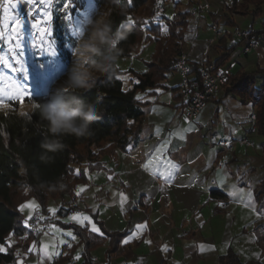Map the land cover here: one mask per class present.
Segmentation results:
<instances>
[{"label": "crops", "instance_id": "obj_1", "mask_svg": "<svg viewBox=\"0 0 264 264\" xmlns=\"http://www.w3.org/2000/svg\"><path fill=\"white\" fill-rule=\"evenodd\" d=\"M200 1H207L211 10L189 19L182 42L183 53L198 68L205 61L215 64L225 55L235 32L244 29L258 32L264 28V4L257 15L252 12L255 6L250 4V14L244 15L230 13L228 8L235 1L245 5L246 0ZM177 2L191 10L194 7L191 0H176L175 4ZM174 14L175 6L172 15L167 16L172 18ZM230 22L234 26L229 25ZM154 23H160L162 28L165 26L157 19ZM212 25L221 32L214 44H210L215 37L210 29ZM145 46L135 56L143 58L140 65L132 66L135 58H130L131 64L126 70L132 68L140 73L147 70L146 62L152 59L155 44ZM259 69H264V53L256 49L239 60L233 75ZM180 81V76L174 75L166 81L167 91L158 89L154 94L139 95L148 102L139 141L126 152L117 150L115 154L102 156L104 170L88 174L87 181L74 191L75 203L83 213L59 220L87 228L88 233L94 232L86 221L81 226L84 216L90 217L102 233L100 222L109 232L128 228L129 234L114 255L133 264H224L221 259L229 252L236 254L243 264H264V250L258 245L256 234V229L264 230V215L261 214L264 213V194L258 195L264 183V137L253 125L256 107L235 94H228L225 89L207 103L195 120L189 121L180 112ZM263 85L264 72H261L256 75V88L261 89ZM246 137L252 146L236 147L229 155H224L218 145L221 138ZM165 142L167 148L162 159L179 164L178 172L170 166L165 169L161 160L148 164L158 155L156 149ZM157 169L163 170L164 175L171 174V181L166 183L154 175ZM214 190L223 193L224 200L232 203L225 208L217 206L216 200L222 198L213 196ZM121 194L127 197L123 205ZM33 200L39 204L35 199L26 203ZM71 200L69 196L64 200L52 198L48 201V209L59 211ZM33 211L25 209L26 220ZM56 213L49 212V216L54 217ZM73 216L77 219L72 220ZM140 225L146 227L141 229ZM68 232L76 239L67 236ZM43 238L59 239V246L48 261H43L40 254H32L30 245L27 251H21L18 264H53L60 255L77 254L84 262V245L72 229L52 224ZM126 239L130 241L128 244H124ZM41 245L42 240L40 252ZM108 248L109 240L92 250L91 256L104 258L108 256Z\"/></svg>", "mask_w": 264, "mask_h": 264}, {"label": "trees", "instance_id": "obj_2", "mask_svg": "<svg viewBox=\"0 0 264 264\" xmlns=\"http://www.w3.org/2000/svg\"><path fill=\"white\" fill-rule=\"evenodd\" d=\"M62 1L61 8L66 0ZM155 1L134 0V4L129 5L127 0H120V3H116L115 0H95L98 6L106 4L107 9L104 13H108L114 30L119 29L120 23L125 24L120 30L126 31L128 35L127 39L120 41L116 46L120 51L118 61L135 58L144 44H155V48L152 59L146 62V71L140 73L132 68L121 71L117 61L115 71L110 77L100 76L92 89L75 93L84 101L93 103L102 96L98 104L100 119L93 123L94 134L91 137H61L65 145L64 150L55 154H45L40 145L53 137L47 123L40 118L38 107L34 105L44 103L50 98L47 95L26 98V102H34L27 112L20 111L21 101L19 103L11 101L9 109H0V244L6 247L4 252H0V264H18V248L27 251L32 243L33 236L28 225L26 227L24 223L26 217L19 211V206L31 199H35L41 205L48 215V222L72 229L80 237L84 245L83 264H90L91 251L103 246L108 240L107 254L113 255L119 249L123 238L129 234L128 228L124 231L109 232L100 222L104 233V236H100L88 233L87 228L73 223H63L59 219L78 211L74 191L79 184L87 181L88 174L104 170L102 156L115 154L117 150L126 152L129 146L139 141L148 102L137 97L140 94H154L158 89L167 91L169 88L166 81L174 72L179 58L185 55L182 42L188 21L192 17V10L190 7H182L181 2H177L172 18L163 15L159 19L156 18ZM165 1L162 0L164 4ZM71 2L67 12H62L61 9L55 12L54 34L58 38L69 36L72 40L65 15L68 12L77 15L85 8V0ZM192 2L191 0L190 3ZM250 4L255 6V11L252 12L257 15L262 12L260 6L264 4V0H246L245 5L235 1L228 11L247 15L250 14L248 11ZM129 16L133 18L135 25L126 23ZM156 19L168 28L167 34L162 33L160 23H154ZM144 21L148 23L145 24ZM229 25L234 26V23L230 22ZM236 48L237 46L231 44L226 54L215 65L221 66L229 61ZM101 51L104 54L108 50ZM94 59L100 60V57ZM189 64L194 73L199 72L196 64L190 62ZM261 72H264V69L251 73L238 72L231 77L226 92L254 104L257 132L264 137V85L261 89L256 88V75ZM125 75H132L131 86L127 89L123 85ZM53 185L56 186L55 190H52ZM259 193L264 194V183L258 195ZM212 194L216 198L225 199V195L217 190L212 191ZM66 196L72 197L71 202L66 207L61 206L56 216L50 217L48 201L52 198L64 200ZM256 234L258 245L264 250V230L256 229ZM11 237L18 240L16 244L8 243ZM70 256L60 255L53 264H61ZM221 261L224 264H243L232 252L222 257Z\"/></svg>", "mask_w": 264, "mask_h": 264}, {"label": "clouds", "instance_id": "obj_3", "mask_svg": "<svg viewBox=\"0 0 264 264\" xmlns=\"http://www.w3.org/2000/svg\"><path fill=\"white\" fill-rule=\"evenodd\" d=\"M115 2L120 3V0ZM127 35L126 31L113 29L108 13L92 21L87 38L81 40L76 49V65L67 86L46 102L37 104L40 118L47 123L53 137L40 145L43 153L55 154L63 151L65 145L61 137L82 138L94 134L92 125L100 119L98 104L102 96L93 103L84 101L75 93L92 89L100 76L112 75L120 55L116 45L127 39ZM102 49L108 51L102 54ZM94 57H100V60ZM55 188L53 185L52 190Z\"/></svg>", "mask_w": 264, "mask_h": 264}, {"label": "built area", "instance_id": "obj_4", "mask_svg": "<svg viewBox=\"0 0 264 264\" xmlns=\"http://www.w3.org/2000/svg\"><path fill=\"white\" fill-rule=\"evenodd\" d=\"M194 7L192 8L193 19L197 18L202 11L210 12L211 7L207 1L192 0ZM165 4L162 0L155 1L156 17L162 18L165 11ZM215 37L210 41V44H214L217 39L221 37V32L216 25H212L210 28ZM232 45L237 46L232 58L227 61L226 64L216 66L210 61H205L200 65L198 74H195L193 68L190 67L188 58L186 55H182L172 74L180 76L181 81L179 86V92L182 100V108L180 112L184 117L189 120H195L198 115L203 111L207 103L220 92L224 91L233 77L234 70L238 66L239 60L249 54L253 50L260 49L264 53V31L255 33L253 30L237 31L232 34L230 38ZM253 125H255V117L252 116ZM224 155H229L236 147L252 146V142L246 137L244 139H222L218 142ZM231 200L217 199L216 204L219 207L225 208L228 204H231ZM77 214H82L83 211L78 210ZM31 219L28 220V228L33 236L31 243V252L39 256L40 254V240L41 237L48 232L52 225L48 222V215L43 211L40 204L34 208ZM33 244L36 245L33 248ZM76 255H71L69 259L61 264H83L81 256L79 260L75 259ZM60 264V263H58ZM90 264H133L125 258H120L116 255L106 256L99 258L97 256H91Z\"/></svg>", "mask_w": 264, "mask_h": 264}, {"label": "snow or ice", "instance_id": "obj_5", "mask_svg": "<svg viewBox=\"0 0 264 264\" xmlns=\"http://www.w3.org/2000/svg\"><path fill=\"white\" fill-rule=\"evenodd\" d=\"M129 5L134 4V0H127ZM39 3L41 5H44L45 9H49L46 11H43L40 13V19H30L28 22L31 24V28L36 30V32L40 33L42 36H50L51 31V21H52V12L50 11L52 7V0H0V40L5 41L9 47H8V53L11 56V60L8 58L7 55L0 56V67H3L7 73L11 74H17L22 73L24 81L29 80V71L28 68L25 67V64L23 62V56H24V36L26 34L25 32V21L20 16L18 11H15L18 7V5H28V17H33V13L35 11V5ZM71 0H66V2L63 5V8L61 9L62 12H67L71 5ZM88 5L91 9L90 14L88 16L83 17V19L79 23H75L72 25V49L71 54L72 56L76 55V49H77V43L80 39H83L88 31V25L89 22L92 21L96 15H98V9L96 4L93 2V0H88ZM65 19L72 21V17L70 15H65ZM126 23L129 25H135V21L131 16L127 17ZM145 24H147V21H144ZM11 25V27H9ZM125 27L124 23L119 24V29H123ZM164 31H167L165 28ZM13 41L15 43H13ZM41 44H44V40H41ZM32 46L36 47L35 40L32 41ZM117 46V45H116ZM42 54L48 56V57H55L56 56V50L55 48H51L49 51L45 52L43 49H41ZM28 84H21L18 81L14 79V75H6L4 72H0V109L9 108V103L11 101H15L19 103L22 100H25L26 98L31 97V93L29 91V88L27 86ZM137 99H140V97H137ZM30 102V101H29ZM34 107H38V105H34ZM25 116L28 119H31L30 116ZM167 148V142H165L164 145H161L158 149H156V152L158 155L154 156L152 160L148 161V164H151L153 160H161L164 165L165 169H167L169 166L175 171H179V164L173 163L172 161H163V155L164 151ZM148 164L145 165V168L148 167ZM154 175L158 176L159 178H163L165 182H170L173 178L171 174L164 175V171L157 169V171L154 173ZM219 175V173H218ZM80 191H83L81 189ZM79 194V193H77ZM249 196L251 197V193H249ZM127 200V197L121 194V205ZM36 202L30 201L28 203L21 204L19 206V211L24 212L25 209H34L36 208ZM264 207V206H262ZM49 212L55 214L57 209L55 208H49ZM264 215V213H261ZM32 217L29 215L28 220H30ZM72 220H76L77 216L71 217ZM28 220H25V226L28 225ZM84 221L87 222L88 225H91V231L94 233H97L99 235H103L101 230L92 222V219L88 216H84L82 220L80 221L81 226H84ZM146 225H140L139 228H144ZM58 231V229H57ZM67 236L72 237L73 240L76 239V237L72 234V232L66 233ZM9 241L11 242V238H9ZM129 240H124V244H128ZM146 243H151L150 241H146ZM71 247V245H68ZM33 248L36 247L35 244L32 246ZM201 249H203V245H201ZM6 250V247L0 244V252H4ZM31 250V249H30ZM166 250V248L164 249ZM79 254L76 255L75 259L79 260Z\"/></svg>", "mask_w": 264, "mask_h": 264}, {"label": "rangeland", "instance_id": "obj_6", "mask_svg": "<svg viewBox=\"0 0 264 264\" xmlns=\"http://www.w3.org/2000/svg\"><path fill=\"white\" fill-rule=\"evenodd\" d=\"M175 1L176 0L165 1V7H164L165 15L168 16L172 15V13L174 12ZM62 2H63L62 0H52V7L50 9V11L52 12L50 36H42L40 33L36 32V30L32 29L31 24L28 22L30 19L33 20L40 19V13L49 10V9H45L44 5L37 3L34 6L35 11L33 13V17H28L27 15L29 9L28 5H23V4L18 5L17 9L15 10L19 12L20 16L25 21L26 34L24 36V56L22 59L25 64V67L28 68L29 80L24 81L22 73H17V74L7 73V71L3 67H0V72H4L6 75H14V79L21 84L27 83L28 84L27 86L31 93L30 98H34L40 95H47L49 98H51L54 94L59 93L61 90L64 89V87L67 86L69 76L73 73V69L71 68L72 66L76 65V59H75L76 55L72 56L71 54V49L73 47L71 38L69 36L58 38L54 34L53 18L55 16V12H58L60 9H62L60 7ZM93 2L96 4L95 0H93ZM96 6L99 14L96 15L92 21L96 20L98 17L103 15L107 9L106 4L104 6H98L96 4ZM90 11L91 9L88 5V0H85V8L79 14L71 15L69 12L67 13V15H70L72 17L71 22L68 20V28L70 31V35L72 32L71 26L74 25L75 23H79L83 19V17L88 16L90 14ZM92 21L89 22L87 33L90 31V25ZM9 27H11V25H9ZM165 28L167 29L166 26L162 28V32L168 33V29L167 31H164ZM86 38L87 37L85 35L83 39H80L78 41L77 45H79L81 40H84ZM33 40H35L36 47L32 46ZM41 40H44L43 45L41 44ZM13 43L15 42L13 41ZM145 45H146L145 47L148 48L150 47L151 44L148 43ZM8 47L9 45L5 41L0 40V56L7 55L8 58L11 60V56L8 53ZM51 48H55L56 50L55 57H48L42 54L41 49L47 52ZM141 48L139 49L138 53L141 52L140 51ZM136 58L132 64L128 59L126 60L121 59L118 62L121 71L126 70L125 68L130 64L135 67L136 64L140 65L139 61H142L143 58L138 56ZM123 79H124L123 85L125 86L126 89L129 88L131 86V79H132L131 75H125ZM33 105H34L33 101L26 102L25 100H22L19 109L21 112H27L32 108ZM4 109H9V108H4ZM46 239L45 238L41 239L42 245H41L40 255L43 261H48V259L52 256V254L57 250L59 246L58 244L59 239L57 238L55 239L48 238V240ZM17 241L18 240L15 237H11V242L8 241V243L10 245H14L17 243ZM21 251L22 249L18 248L17 253L20 258L22 256Z\"/></svg>", "mask_w": 264, "mask_h": 264}, {"label": "bare ground", "instance_id": "obj_7", "mask_svg": "<svg viewBox=\"0 0 264 264\" xmlns=\"http://www.w3.org/2000/svg\"><path fill=\"white\" fill-rule=\"evenodd\" d=\"M76 59V58H75ZM71 69H74V66H72V68Z\"/></svg>", "mask_w": 264, "mask_h": 264}]
</instances>
